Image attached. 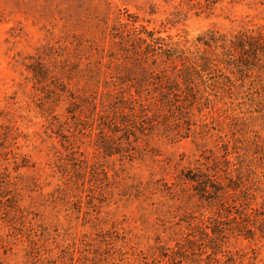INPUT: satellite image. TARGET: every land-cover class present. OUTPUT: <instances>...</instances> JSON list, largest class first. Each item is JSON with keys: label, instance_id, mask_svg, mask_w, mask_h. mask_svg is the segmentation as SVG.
I'll list each match as a JSON object with an SVG mask.
<instances>
[{"label": "rangeland", "instance_id": "374dc122", "mask_svg": "<svg viewBox=\"0 0 264 264\" xmlns=\"http://www.w3.org/2000/svg\"><path fill=\"white\" fill-rule=\"evenodd\" d=\"M0 264H264V0H0Z\"/></svg>", "mask_w": 264, "mask_h": 264}, {"label": "trees", "instance_id": "16d2710c", "mask_svg": "<svg viewBox=\"0 0 264 264\" xmlns=\"http://www.w3.org/2000/svg\"><path fill=\"white\" fill-rule=\"evenodd\" d=\"M179 256H177V258H178Z\"/></svg>", "mask_w": 264, "mask_h": 264}]
</instances>
